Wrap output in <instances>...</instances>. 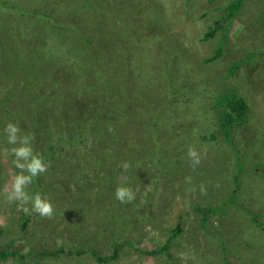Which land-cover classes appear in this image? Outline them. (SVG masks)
<instances>
[{
	"label": "rangeland",
	"instance_id": "obj_1",
	"mask_svg": "<svg viewBox=\"0 0 264 264\" xmlns=\"http://www.w3.org/2000/svg\"><path fill=\"white\" fill-rule=\"evenodd\" d=\"M75 1L0 0V103L11 91L5 121L18 123L24 133H34L33 149L49 152V164L74 165L77 172H66L76 175L75 181L87 192L83 198L76 194L68 198L65 189L63 197V189L52 184L60 192L51 201L53 216L24 213L2 194L19 170L14 157L4 151L11 147L6 135L0 137V249L6 246L4 253L9 255H0V264H100L91 253L77 255L75 251L111 256L115 249L116 259L104 264H264V0H243L232 16L226 11L231 0ZM215 21L222 28L206 38ZM154 26L157 29L152 30ZM219 44L221 55L204 61ZM61 47L69 57L59 54ZM50 70L46 78L38 73L48 75ZM104 79L116 88L117 107H122L112 124L131 115L136 122L143 118L147 122L158 107L160 123H165L164 130L160 123L154 126L163 140L158 137L160 143H151L149 154L133 162L139 165L134 181L126 172L130 160L113 156L122 152L116 150L117 145L111 149L108 143V150L97 148L98 156L86 155L80 146L66 144L65 128L50 127L48 136L33 128L37 121L32 120L33 108L41 107V92L51 111L59 115L58 105L72 107L75 102L62 103L57 91L76 88L81 91L78 98L83 99L84 88L80 87L92 83L96 86H91L86 105L99 110L98 98L110 94L101 88ZM54 81L59 82L57 89ZM156 87L161 90L156 92ZM158 93L164 105L156 99ZM224 93L241 95L248 105L245 122L232 121L227 136L211 120L214 109L209 108ZM149 97L151 104L144 106ZM39 112L36 118L42 119ZM58 120L63 123L64 119L59 115ZM79 122L73 139L90 125L85 119ZM170 128L177 130L176 135L169 133ZM212 129L216 138L209 140L206 137ZM189 146L203 153L195 170L187 167L191 164ZM158 151L163 153L155 155ZM89 157L92 167L85 160ZM105 172L111 173L112 182L106 184L113 188V196L116 184L136 192L129 204L135 205L130 215L137 219L119 230L120 223L102 218L107 207L91 199L95 193L110 190L102 180ZM186 176L192 177L191 184L185 182ZM65 177V172L50 175L51 181L59 178L61 187V180L66 188L75 187L73 180L66 185ZM46 179V174L34 178L28 191L44 196ZM201 183L206 194L200 193ZM228 197L233 201L221 209ZM67 200L76 205L73 212L89 206L98 211L95 215L87 212L79 237L72 235ZM252 213L257 214L255 219ZM177 225L179 231L174 235L172 229Z\"/></svg>",
	"mask_w": 264,
	"mask_h": 264
},
{
	"label": "trees",
	"instance_id": "obj_2",
	"mask_svg": "<svg viewBox=\"0 0 264 264\" xmlns=\"http://www.w3.org/2000/svg\"><path fill=\"white\" fill-rule=\"evenodd\" d=\"M74 2H76V1L74 0ZM242 2H243V0H231V1H229V3L227 4V7H226V9H227L226 11L228 13L227 15L232 16L235 13V11H237L239 9V7H241ZM86 6H88V4ZM151 23L154 24L155 21H151ZM220 28H222V25L220 24V22L215 21L214 26L209 28V30L205 33V37L210 38L211 36L215 35V32L217 30H219ZM153 29H157V26L152 27V30ZM153 32H156V34H158V30H155ZM63 51H64V49H63V47H61L59 50V54L61 53V55L65 56V57H69V54L67 52L62 54ZM221 53H222V45L219 44L217 46L214 54H212V56L205 58L204 61H206V62L213 61L216 58H218L221 55ZM2 56L4 57V52L2 53ZM153 63L157 64L158 61H153ZM177 65H179V64H177ZM25 67H26V65L24 64V68ZM49 68H50V66H49ZM10 69H11V67L9 68V70ZM38 73L41 75L42 74L45 75L44 78H46L47 76L52 74L51 70H50L48 75L44 72H38ZM19 74H20V72H19ZM110 80L114 81V82L116 81V79H110ZM105 81H106V79L103 80V83H105V84H102L101 88H103L104 91H108L110 94L106 99L100 100V98H98V101L101 104V107H99V110L96 107L88 108V106L86 105L85 98L88 96V94H90L91 86H94V87L96 86V85H90L92 83H85V84H83V87H80L81 89L84 88V94L85 95H84L83 99L78 98L81 96V91L76 89V88L65 90L62 87L61 90L57 91L58 95H60L62 97V103L66 104L69 101L75 102L74 106H72V107L68 103L66 106L58 105V108L60 111L59 115H61V117L64 119V120H62L63 123H60V121L58 120L59 115H57V113L55 114L51 111V109L49 108L50 106L48 105V100L43 96V93L41 92L39 94V96H41V100H40L41 107H38V108L34 107L33 108L32 120H34V121L37 120L35 125H33V128L35 129V131L39 132L42 136H48L49 135L50 127L54 128V129L56 128L58 130L61 128H65L66 129L65 132H67V136H65V138H63V140L66 142V144H69V145L74 144V145L80 146L81 148H83L84 154H86V155L94 154V155L98 156L99 153H98L97 148H99V150L101 152H103L105 149H107L106 145L108 143H109L108 145L111 146V149L113 148V145H115V146L117 145L116 150L122 149V152L120 153V155H113V156L117 160H123L122 158H126V159L130 160V164L128 165L126 172L132 176V180L134 181L139 176L137 174V169H138L139 165L133 164V162L136 161L137 163H139L142 159V156H141L142 154L148 155L149 153L147 154V149L149 148V145L151 143H154L156 146L160 143V141H158V137H159V139L163 140V138L161 137V136H163L162 134H161V136L156 134L158 128H154V126L159 124L162 120L161 114L159 113L160 107H158L157 110H154L151 113V118L149 117V121H147V122L145 120L146 118H143L139 122H136V120H133L132 115H131V116H128L127 118H124L123 120H121V121H123L122 123L112 124L111 122L114 121L117 118V116L122 113L121 112L122 107H117L118 102L116 101L117 99H115V97H114V92L116 91V88H114L112 85L106 83ZM54 82H53V86H55L57 89V87L59 86V82L58 81L55 82L56 85H54ZM23 85H25V84H23ZM120 86H121V88L124 87L122 85V83H120ZM162 86L166 92L167 88L164 85H162ZM16 87H19V85L15 86V88ZM21 87L24 88V86H21ZM12 88H13V86L11 87V89ZM25 89H26V87H25ZM154 90L157 92V91H160L161 89L159 90V87L158 88L156 87V88H154ZM26 91H27V93H29V89H27ZM71 92H72V95L70 96ZM9 95H11L10 89H8V91L5 93V97H3V101L1 102L2 104L0 103L1 104L0 105V109H1L0 137H2V138H5L4 127L8 123L5 120H6V113L9 109V105L7 103L8 99H10ZM159 95H160L159 93L156 95V96H158L156 99L161 101L160 102L161 105H164L165 104L164 99L160 98L161 95L160 96ZM139 102L141 104H143L142 101H139ZM146 103L144 106L151 104V97H149V99L146 101ZM45 105H47V108H44ZM247 107H248L247 102L245 101L244 97H242L241 95H238L235 93H224L222 95L220 94L213 101V105H211L209 107V108L214 109V113H212L214 118L212 117L211 120H213V122L217 121V123L219 124V126H217L218 130H220L225 136H227V134H228L227 130L229 129L230 126H233V125H231L232 121H234L235 123H238V122H241L242 120H244L246 112H247ZM28 108H29V106H25V109H28ZM206 109L208 110V108H206ZM38 111H40L39 113L41 114L42 119L36 118V113ZM92 111H93L94 116L89 117V114ZM150 111H152V110H150ZM4 116H5V118H4ZM84 119L90 125H88L87 128H85V132L83 134H81L78 137H76L75 139H73L72 134H73L74 129L76 128V125L78 123H81L79 121L84 120ZM245 120L243 122H245ZM159 128L164 130L165 123L164 124L160 123ZM171 130L172 129L170 128L169 133L172 135H176L177 130H172V132H171ZM165 133H166V137H167V135H168L167 131ZM208 134L209 135L206 137L207 139L212 140V139L216 138V133H215L214 129H212V131L208 132ZM187 136L193 138V134L191 132L190 133L188 132ZM203 138H205L204 135H203ZM195 140L198 143V139L195 138ZM110 143H112V145ZM140 143H143V145L139 146ZM174 143L179 147L178 142H174ZM7 146H11V145H7ZM33 147H35V145H33ZM179 150H180V148H179ZM161 153H163V151H158V152H155L154 154L155 155H158V154L161 155ZM41 154L45 158V161L47 163H49L50 159L52 158L50 156L49 152L45 151ZM107 154H109V152H107ZM123 155H125V156H123ZM166 157L168 160H170L167 155H166ZM85 160L87 161L86 163L91 165V167L93 166L91 164L92 163L91 162L92 157H89V159H85ZM161 161L162 160L159 159V162H161ZM106 162L109 163L110 159H108V161H106ZM49 165H50V167L48 168V170L45 173H43V174L47 175L46 182H48V184L45 182L46 187H44V188L46 190L45 191L46 193L44 194V196H47L49 199H51V201H53V199L58 197L57 195L60 194V192L56 193L58 186L60 189L61 188L63 189V192L61 193V194H63L62 195L63 197L66 195V194H64L65 189H67V191H69L68 198L72 197L75 194L82 197L83 194L87 193V192L83 191V186L79 187L78 182L75 181L77 176L76 175L73 176V174L66 172V170H69V172H77L75 170L74 165L68 164L67 162L66 163H60L57 165L52 163ZM187 167L191 168L190 165H187ZM63 168H64V171H63ZM115 170H118V169L116 168ZM165 170H168V169H165ZM64 172H65L66 177L63 181L67 185L69 182H71L73 180L72 182H73V185H75V187H73L72 189L66 188V186L61 182L62 180L59 181L62 184V187H61V185L58 183L59 178H58V180L53 179L52 181L50 179L51 174L58 176L60 174H63ZM38 178H39V176L36 177V179H38ZM95 178H98L97 174H96ZM102 180L105 184L108 182H112L111 181V173L105 172V176L102 177ZM51 182H53V183H51ZM52 184H55L56 186L57 185L58 186L55 189H53ZM38 185H41V184L38 183ZM106 186L110 190L105 191L104 193H103V191L95 193V196H93L91 199H93L94 202H98L100 205L102 204V206L104 208L107 207V208H105L106 209V212H105L106 215L102 216L103 219H110V217H111L112 220L116 221V223H120V225L116 228V230H119L120 228H122L123 225L128 227L133 221H135L137 219V217L135 218L134 216L130 215L131 213L134 214V212L136 211L135 205L133 204V206H132V204L130 205L129 203H126V204L120 203L115 198V196H113L111 194L113 188L109 184H106ZM118 186H120V185L116 184V187H118ZM116 187H114V189ZM84 188H86V186H84ZM103 189H104V187H103ZM52 196H55V197L52 198ZM231 201H233L232 197H230V198L228 197V198H226V200L222 201V203L219 207L221 209H225L227 207V204L230 203ZM65 202H66L65 206L70 207L69 215L73 219L74 230L72 231V235L74 234L76 237H79L78 231L83 227L85 219L89 216V215H87V212H89V210H90L92 212V214L95 215V214H97L98 211L93 209L94 206H89V208L79 207V208H77V210H75L73 212L72 208L76 205L74 203L72 204V202L70 200H67ZM94 202H92V203H94ZM88 203L90 204V198L88 199ZM118 203H120V204H118ZM118 206H120V208H118ZM130 207H134V208H130ZM123 210H124V212H122ZM213 210L214 209H212L211 211H213ZM202 211L208 212V209H202L201 212ZM74 213H75V216H74ZM204 214H206V213H204ZM56 216H62V215L58 214ZM256 217H257V214L252 213V218L255 219ZM63 218L65 220L67 219L64 217V215H63ZM24 224L26 225L27 221H25ZM25 225H24V227H25ZM172 231L175 235L177 233V231H179V226L177 225L176 227H174L172 229ZM94 235L97 236V238H100L99 234L96 233ZM113 237H114V235L111 236L110 239H112ZM5 247L3 246L0 249V255H2V257L9 256L8 254L4 253ZM121 250H122V252H125L124 249H121ZM117 251H118V249L117 250L115 249L112 252L111 256H102L101 254L98 253V251H90V250L89 251L80 250V251H75V253L77 255L83 254L85 252L91 253L93 255V257H95L97 262H99L100 264H104V263L110 262L111 260H115ZM35 252H36V254H38L37 251H35ZM57 252H60V251H57ZM57 252H55V253H57ZM11 253H13V252H11ZM70 253H72V252H70ZM48 255H50V254H48Z\"/></svg>",
	"mask_w": 264,
	"mask_h": 264
},
{
	"label": "clouds",
	"instance_id": "obj_3",
	"mask_svg": "<svg viewBox=\"0 0 264 264\" xmlns=\"http://www.w3.org/2000/svg\"><path fill=\"white\" fill-rule=\"evenodd\" d=\"M6 142L12 147L4 151L14 157L18 173L14 174L9 184H6L2 194L9 203H15L24 213L29 211L44 218H51L54 214V205L47 196L39 192L30 193L28 188L32 185L34 178L45 173L50 167L43 155L33 149L35 134L22 132L18 123L8 122L4 127ZM187 156L191 161L190 167L195 170L202 161L203 153L195 146H189ZM185 182L192 183V177L186 176ZM201 194H206V189L201 183L199 186ZM195 191V188L190 189ZM115 198L120 203H132L136 198V192L130 186H118L115 189Z\"/></svg>",
	"mask_w": 264,
	"mask_h": 264
}]
</instances>
